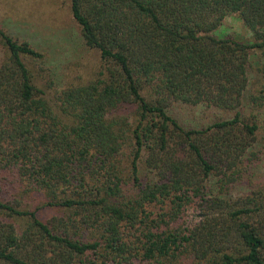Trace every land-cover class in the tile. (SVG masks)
<instances>
[{
    "label": "trees",
    "instance_id": "16d2710c",
    "mask_svg": "<svg viewBox=\"0 0 264 264\" xmlns=\"http://www.w3.org/2000/svg\"><path fill=\"white\" fill-rule=\"evenodd\" d=\"M70 4L104 68L56 103L26 62L43 53L0 28V174L18 172L47 200L27 209L0 195V264H264V194L235 199L227 188L257 140L243 108L251 49L264 48V0ZM232 14L253 43L215 34ZM195 108L209 120L189 125ZM125 145L136 182L143 154L156 174L131 198ZM215 177L221 195L209 187ZM158 202L172 208L149 219ZM46 206L63 213L46 220ZM190 206L200 218L184 227Z\"/></svg>",
    "mask_w": 264,
    "mask_h": 264
},
{
    "label": "rangeland",
    "instance_id": "374dc122",
    "mask_svg": "<svg viewBox=\"0 0 264 264\" xmlns=\"http://www.w3.org/2000/svg\"><path fill=\"white\" fill-rule=\"evenodd\" d=\"M0 28L17 41L29 42L43 53V58L28 57L26 62L35 73L37 86L54 103L62 90L97 79L104 68L100 52L85 43L82 29L71 13L70 0H0ZM215 34L221 38L232 36L238 41L248 43L255 41L253 33L238 14L227 16ZM5 56L6 50L0 41V61ZM245 97L244 117L255 121L259 127L257 140L248 152V155H252V160L248 162L240 179L228 184L227 188L231 191L229 196L235 199L240 195L255 197L260 191L264 194V48L251 49L249 84ZM253 98H259L260 104ZM203 112L200 108L187 111L186 121L193 126L207 122L209 118ZM226 114L227 117L232 116L231 113ZM121 153L126 180L125 193L131 198L138 193L139 186L155 180L156 174L154 170L149 171L146 168L147 156L143 154L138 162L140 172L139 181L136 182L131 173L133 147L125 145ZM21 178L16 171H3L0 174V195L6 199L19 200L27 209H36L46 204L44 195ZM219 183V177L209 182L213 195L220 194ZM152 205L146 206L151 213L149 219H157L161 212L172 208L170 203L164 207L162 202ZM184 211L179 218V223L184 227L199 220L200 211L196 206L186 207ZM62 213L60 208L49 206L39 212L46 220L61 216ZM125 233L128 234L129 231L126 230Z\"/></svg>",
    "mask_w": 264,
    "mask_h": 264
}]
</instances>
